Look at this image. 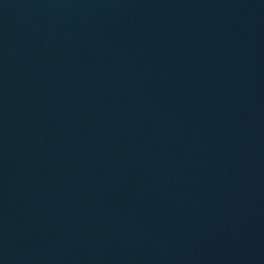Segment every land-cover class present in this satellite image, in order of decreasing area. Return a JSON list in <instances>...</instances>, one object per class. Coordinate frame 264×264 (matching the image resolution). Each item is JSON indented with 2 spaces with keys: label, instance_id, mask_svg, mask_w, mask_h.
I'll list each match as a JSON object with an SVG mask.
<instances>
[{
  "label": "water",
  "instance_id": "1",
  "mask_svg": "<svg viewBox=\"0 0 264 264\" xmlns=\"http://www.w3.org/2000/svg\"><path fill=\"white\" fill-rule=\"evenodd\" d=\"M0 264H264V0H0Z\"/></svg>",
  "mask_w": 264,
  "mask_h": 264
}]
</instances>
